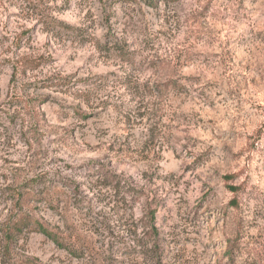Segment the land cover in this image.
<instances>
[{"label":"rangeland","instance_id":"1","mask_svg":"<svg viewBox=\"0 0 264 264\" xmlns=\"http://www.w3.org/2000/svg\"><path fill=\"white\" fill-rule=\"evenodd\" d=\"M55 1L53 5L57 9L53 16L76 29L77 35L54 37L32 21L17 17L14 9H9L11 14H8L0 7L3 13L0 15V125H3L0 135L13 136L31 123L44 135L55 137L60 131L57 138L61 142L79 148L76 135L79 132V139H84L87 135L84 129L91 117L81 116L80 104L76 101L83 99L85 103H93L95 98L100 101L97 106L102 112L110 108L119 118L120 131L106 151L126 156L113 164L102 149L100 153L84 157L75 168L79 180L56 172L47 179L38 178V186L36 180L23 184L17 193L16 212L28 213L42 223V203L51 202L54 189H62L56 194L74 201L78 213L87 221L82 227L97 237L95 244L101 251L90 257V264H144L137 247L141 237L138 236L139 226L149 220L153 212L161 264H170L168 241L157 226L164 218L158 214L159 210L171 211L173 206L175 193L164 186L171 177H162L155 163L148 165V171H142L137 167L139 161L131 156L135 153L146 160L143 152L154 146L159 133L155 126L149 128L150 139L138 152L130 144V141L143 140V133L139 131L145 115L142 98L162 89L159 80L149 85L145 77L149 73L153 76L164 73L168 79L163 87L168 89L170 100L179 96L185 112L203 105L201 113L207 110L212 117L207 120L211 131L205 127L188 129L189 143L182 145L181 150L192 146L209 159L225 161L223 167L207 177L209 191L204 196L197 194L203 203L196 206L210 208L231 228L228 246L222 251L218 249V254L224 258L231 243L239 241L241 257H235L232 263L224 258L225 264H244V249L247 253L253 252L260 249L261 244L260 264H264V243H261L264 240V199L252 201L228 190L229 186H240L242 181L255 186L264 173V149H258V141L264 138V24L258 18L252 19L255 10L247 6L256 0H168L156 8L122 6L118 0H114L111 7L113 0ZM89 2L91 7L85 9L83 6ZM129 23L132 30H122L121 25ZM17 35L21 38L19 42ZM115 39L122 49L133 52L129 63L103 51L105 42L112 43ZM26 58H41L42 66L24 74L19 62ZM62 78L69 84L62 85ZM77 85L80 88L73 91ZM107 89L118 93L112 96L111 102L101 99ZM13 112L19 114H15L18 118L11 125L5 115ZM106 119H111V113ZM242 119L244 123H240ZM216 124L228 129L231 135L218 133ZM245 128L254 129L246 139L241 131ZM104 134L107 135V131L98 130L95 138ZM121 135L123 142L119 141ZM209 137L215 143H210ZM19 140L27 142L23 134ZM85 148L95 150L91 145ZM164 155L160 153L161 162ZM119 167L122 170L117 175L115 169ZM245 170L249 173L247 176L243 175ZM136 176L147 181L151 191L149 203L154 205L142 218L139 216L140 199L145 190L135 186ZM228 176L233 178L227 180ZM190 188L191 185L186 186V190ZM8 191H0V202L11 199L5 195ZM27 194L40 200L27 199ZM127 195L133 197L131 208ZM233 199L238 202L237 208L230 204ZM5 225L0 226V237ZM45 226L63 240L53 218H49ZM45 238L40 234H27L9 252L10 257L2 256L0 249V264H51L52 260L60 259L57 254L65 247H58L46 238L48 247L45 248ZM173 242L180 243L178 239ZM207 247L205 245V250ZM48 251L53 256L45 262L41 257ZM83 255L82 251L70 252L77 260L83 259ZM60 264H65V260L61 259Z\"/></svg>","mask_w":264,"mask_h":264},{"label":"clouds","instance_id":"2","mask_svg":"<svg viewBox=\"0 0 264 264\" xmlns=\"http://www.w3.org/2000/svg\"><path fill=\"white\" fill-rule=\"evenodd\" d=\"M247 6L255 10L256 15L252 19L258 18L259 22L264 24V0H256L254 4ZM83 7L85 9L91 7V2ZM248 15L252 16V13L249 12ZM121 28L131 31L132 24H122ZM145 79H148L149 85L152 81L159 80L162 89L159 93L142 98L145 115L139 131L143 133V140L140 143L130 141L131 147L137 152L141 149L142 144L150 139L149 128L155 126L159 135L156 137L154 146H149L143 152V155L147 157L146 160L140 159L135 153L131 156L139 161L137 167H140L142 171H148V165L155 163L159 167V174L162 177H171V181H167L164 186L175 193L172 199L173 206L171 211L159 210L158 214L164 218L157 226L162 236L166 237L168 241L170 264H225V259L218 254V249L222 251L228 246L227 241L232 237L230 226L225 224L221 215L213 212L210 208L196 207L197 204L203 203L202 200L198 199L197 194L204 196L209 191L210 185L206 184L207 177L212 175L216 169L223 167L225 161L209 159L197 152L192 146L181 150L182 145L189 143V140L186 139L190 137L188 129L205 127L211 131L207 120L212 117L208 115L207 110L201 113L200 109L203 108V105L191 112H185L184 104L179 102L181 99L179 96L174 97L175 102L170 100L168 89L163 87L168 79L164 73H158L155 76L149 73ZM140 82L143 83V80ZM79 88L80 86L77 85L73 91ZM115 95L118 93L113 92L112 89H107L106 93L101 95V99L111 102L112 96ZM76 103L80 104L82 117H91L84 129V134L87 133L84 135V139H79V132L76 135L79 148L61 142L57 138L60 136V131H57L55 137L51 134L44 135L31 123L27 127L18 129L13 136L0 135V191L9 189L5 195L11 197L5 202H0V226L5 225L11 216L16 215L17 193L23 184L40 177L47 179V176L56 172H59L62 177L79 180L75 174V168L84 157H91L100 153L102 149L105 150L103 155H107L113 164L125 158L126 155L124 154L117 156L115 152L106 151L120 131L119 118L116 113H112L110 108L108 112H102L101 108L97 106L100 101L95 100V98L93 103H85L83 99L76 101ZM94 113L98 115H93ZM109 113H111L110 120L106 119ZM202 121L203 123H201ZM93 123L96 124L95 128L92 127ZM240 123H244V120L242 119ZM215 127L218 133L231 135V132L221 125L216 124ZM98 130L107 131V135L104 134L96 139ZM2 131L0 129V132ZM241 131L245 133L244 139H246V136L252 135L254 129L245 128ZM21 134L25 136L26 143L19 140ZM255 139L253 136V140ZM123 140L121 135L119 141L123 142ZM225 140H227V136H225ZM209 142L215 143L211 137H209ZM228 142L231 143L232 141ZM247 142L251 143V141ZM85 145H91L95 150L88 151ZM258 149H264V138L258 141ZM161 152L165 154L163 162H161ZM157 155L159 159L154 160ZM18 170L22 171L18 172ZM121 170V167L115 169L116 174L118 175ZM248 174L247 170L243 173L245 176ZM261 176V180L255 186H252L250 182L242 181L237 194L247 196L252 201L257 198L264 199V173ZM135 179V186L145 190V195L140 199L142 211L139 216L142 218L154 205L149 203L151 191L147 187V181L139 176H136ZM187 185H191L188 190H186ZM60 191L62 189L59 188L53 190L51 202L45 200L41 205L42 210L40 212L42 223L45 225L49 223V218L55 220V227L63 236L62 242L65 245V250L57 254L60 259L52 260L51 264H60L61 259L65 260V264H69V262L70 264H90V257L96 256L101 251L99 246L95 244L97 237L82 227L87 221L78 213L74 201H68L63 196L56 194ZM127 199L130 201L128 207L131 208L133 197L127 195ZM94 211L97 212L98 210L94 209ZM210 216L211 219H209ZM217 220L220 222L217 223ZM148 228V224L142 223L139 226L138 236L142 237ZM41 235L43 236V233ZM174 239H178L180 243H174ZM247 239L248 237H245L246 241ZM261 243H264V240H261ZM43 244L45 248L48 247L46 238ZM205 245H208L207 250H205ZM73 251H82L84 253L83 259L72 258L70 252ZM244 251L247 253L248 250L244 249ZM36 255L39 257L40 253L37 252ZM52 256L53 253L48 251L47 255L41 258L47 262ZM175 257H179V259H174ZM249 258L245 255L242 259Z\"/></svg>","mask_w":264,"mask_h":264},{"label":"trees","instance_id":"3","mask_svg":"<svg viewBox=\"0 0 264 264\" xmlns=\"http://www.w3.org/2000/svg\"><path fill=\"white\" fill-rule=\"evenodd\" d=\"M173 1V0H170ZM55 0H0V7L3 11L9 12V9H14L15 15L23 20L32 21L37 27H41L43 32L51 34L54 37H67L70 38L73 35H77L76 29L70 25L58 20L53 16L54 11L57 9L53 3ZM116 2V0H115ZM168 0H118V4L122 6H131V5H144L149 8H156L159 4H166ZM114 0L112 1L113 6ZM3 13H0L2 15ZM11 14V13H8ZM20 35L16 36V41H20ZM105 47L103 51H107L109 54H116L124 62L129 63L132 59L133 52L124 50L120 46V42L116 39L111 42H105ZM20 70L22 73L27 71H36L42 66L41 58H26L19 62ZM61 84L66 86L68 81L66 78L60 80ZM19 106V105H18ZM17 112L9 113L5 115V119L9 124L13 125L18 115H15ZM19 114V112L17 113ZM21 116V115H20ZM3 125H0L2 127ZM233 177H226L227 180L232 179ZM36 186L39 185L40 179L36 180ZM239 186H229L228 190L231 193L236 194L238 192ZM39 191H35V194ZM34 194V193H33ZM27 199L31 200H40L33 197V195L27 194ZM230 204L237 208L238 202L236 199H233ZM17 213V212H16ZM13 218H11L8 223L5 225V228L2 229V236L0 237V249L2 250V256L10 257L9 252L17 247V244L21 238L30 233L40 234L43 233V236L52 241L58 247H65L61 239L55 235L48 228L35 220L28 213H17ZM154 213L152 212L149 220H146V224L149 225L148 231L144 233L137 241V247L140 248L138 252L142 256L144 264H161L162 259L158 252V231L154 227L153 219ZM142 221V220H141ZM260 249H257L253 252H248L244 255L249 256V259H244V264H260L261 262V253L262 248L261 244L259 245ZM239 245V241H234L231 243L230 247L225 251L224 258L228 259L229 263H232L235 257H241L242 251Z\"/></svg>","mask_w":264,"mask_h":264}]
</instances>
